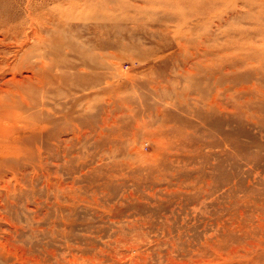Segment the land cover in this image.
Returning <instances> with one entry per match:
<instances>
[{"label":"rangeland","instance_id":"rangeland-1","mask_svg":"<svg viewBox=\"0 0 264 264\" xmlns=\"http://www.w3.org/2000/svg\"><path fill=\"white\" fill-rule=\"evenodd\" d=\"M102 1L110 45L90 86L56 82L62 67L37 81L53 29L0 74L34 102L0 107V161L22 185L0 264H264V0ZM29 3L0 0L18 16L0 41ZM31 7L82 15L86 0Z\"/></svg>","mask_w":264,"mask_h":264},{"label":"bare ground","instance_id":"bare-ground-1","mask_svg":"<svg viewBox=\"0 0 264 264\" xmlns=\"http://www.w3.org/2000/svg\"><path fill=\"white\" fill-rule=\"evenodd\" d=\"M209 1L210 3H215L217 0ZM29 2L30 3L26 6L29 15L22 17L18 26L12 27L13 29L10 30L11 34L4 36V38H9L8 41H0V43L4 44L6 48L10 49V51L5 53L3 62L0 63V74L3 75L7 70H10L8 59L12 55L17 56L21 50H24L25 48L27 49L30 39L34 38L36 41H40V28L46 30L47 32H50L53 29L52 34H56V37L53 36L55 42H53V44L49 43L48 45H44V47L48 48L49 50H46V52L42 53L43 57L47 58V60H43V67L38 69V76L36 77L37 81L43 86L46 75L50 73L49 71L52 69L55 71L62 67L64 70H60V75H52L56 82L61 84L63 82L67 83L68 87L71 88L74 85L72 79L73 76H75L79 81H81L80 83L83 87H88L92 79L90 75L93 74L88 73L86 67H90L95 70L102 69L105 63L104 50L110 45L106 40L103 39L104 19L106 16H108L106 9L107 7H105V5L103 6V1L100 0V3H96L94 1L92 2L91 0H86V8H84L82 15L74 13L73 10L72 12L59 11L57 12L58 15L57 13L52 14L51 9H47V12H42L40 8L45 7V1L41 3L42 7L38 9L39 11L35 12L31 7V0H29ZM172 2L174 6L178 5L179 2L181 6H179V9H181V11H183V8L187 7L189 9L194 8L198 11V9L204 8L203 5L205 4L206 0H176ZM87 8H92V10L93 8L95 9L93 10L94 12L91 13V11H88ZM77 15L80 17H77ZM56 16L58 17L57 22H55ZM17 17V15L12 14L5 17L0 15V28L8 26L11 21L16 20ZM187 19L188 18H185L184 22H186ZM28 22V29L24 31L23 27ZM54 23H57L58 25H55ZM52 26L56 27L54 28ZM262 30L263 29H261V31ZM75 35H80V37H84L85 40L80 39L82 41H80V44H77L79 43V40L76 39ZM50 54L58 57V59L55 57L51 58ZM100 71H96L94 73L96 80L98 81L101 80L103 76V73ZM8 81L10 82V80ZM19 83L20 84L18 87L23 90L22 88L24 86H22V81L19 80ZM19 88H16L15 86L0 87V107L5 109V113H12L10 111L11 107H18V111H25L26 107L29 108L34 105V102H31L27 99L24 100L25 102L23 101L25 98ZM103 88L104 87L100 86V90H103ZM21 102L22 104L19 107L18 104ZM20 114L21 112H18V115ZM18 115L15 118L13 117L14 120L18 119ZM5 158L6 157L4 156V160L2 159L0 161V220L7 219L12 215V209L8 210L7 208V205H11V207L13 206V204H10L12 203L10 199L11 192L17 193V195H19V192H16V190L18 187H22V185L17 182L16 184L19 186L16 185L15 188H12L9 184L6 176L9 173L11 166L6 162L8 160ZM18 213L20 212H15V214Z\"/></svg>","mask_w":264,"mask_h":264}]
</instances>
